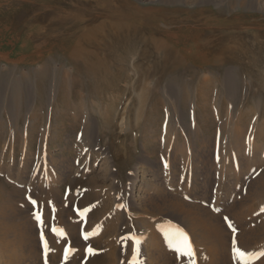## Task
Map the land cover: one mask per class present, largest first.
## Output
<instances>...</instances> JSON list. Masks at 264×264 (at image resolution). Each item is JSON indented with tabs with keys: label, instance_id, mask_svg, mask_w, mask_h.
I'll return each instance as SVG.
<instances>
[{
	"label": "rangeland",
	"instance_id": "1",
	"mask_svg": "<svg viewBox=\"0 0 264 264\" xmlns=\"http://www.w3.org/2000/svg\"><path fill=\"white\" fill-rule=\"evenodd\" d=\"M2 224L0 264H264V0H0Z\"/></svg>",
	"mask_w": 264,
	"mask_h": 264
},
{
	"label": "bare ground",
	"instance_id": "2",
	"mask_svg": "<svg viewBox=\"0 0 264 264\" xmlns=\"http://www.w3.org/2000/svg\"><path fill=\"white\" fill-rule=\"evenodd\" d=\"M90 38H91V35H89V33L84 34V37H83L84 40H87V39H90ZM157 44H158V41H157ZM76 57L77 56H74V58H76ZM45 76H46V74H45ZM104 165H105V167H102L101 170H103V174H105V175L104 176H101V177H102V179L104 181H106L108 179H112L111 178L112 177V169L114 167V164H110L109 162H104ZM56 181H58V180H53V183H55ZM139 181H143V179L142 178H138L137 180H135L131 184V188L132 189H135V188H139L140 189L141 188V184L139 183ZM98 195H99V192H97L94 188L91 189L90 192L88 191V193H85L83 195V203L86 204V205L91 204L90 205V209L91 210H97L99 208V204H98V202L96 200V198L98 197ZM90 200H93V202L90 203L89 202ZM175 203L176 202H171L170 201L171 206H175ZM173 208H175V207H173ZM201 211H204V210L203 209L202 210L199 209V211L198 210L195 211L197 213V214H195V217L200 218L202 220L203 219V214H202ZM195 212H193V213H195ZM203 213L205 214V212H203ZM8 237H9V228L8 227H5L3 224L0 225V239H3V241L6 242V244H5V250L8 249V251L9 250H15L16 251V248L14 246H12V248L9 247L10 245H12V243L10 242V239ZM13 245H16L17 246L16 243L13 244ZM143 247H146V245H144ZM9 248H11V249H9ZM0 255H2L1 252H0Z\"/></svg>",
	"mask_w": 264,
	"mask_h": 264
},
{
	"label": "snow or ice",
	"instance_id": "3",
	"mask_svg": "<svg viewBox=\"0 0 264 264\" xmlns=\"http://www.w3.org/2000/svg\"><path fill=\"white\" fill-rule=\"evenodd\" d=\"M32 203L35 204L36 201L33 200ZM36 219L38 221L41 220V215L38 214L36 216ZM225 219L227 220V217H225ZM229 227H231V225H229ZM180 235L182 237L181 242L176 244V245H172V239L170 238L169 239L170 246H173L177 253L189 257V259L192 260V264H195L194 259H192L194 257V255H195V253H194V250L192 248L191 242H190L187 234L183 233L181 231ZM133 239H135V238H133ZM137 251H138V249H134V258L130 262V264H137V260L135 259ZM232 251H233L234 258L237 259V260H240L242 262V264H249V260L253 259V258H255L257 256L256 253H247L245 251L240 250L235 245L233 246ZM259 255L260 256H264V252L259 253Z\"/></svg>",
	"mask_w": 264,
	"mask_h": 264
}]
</instances>
